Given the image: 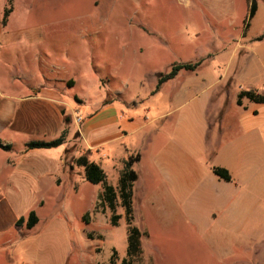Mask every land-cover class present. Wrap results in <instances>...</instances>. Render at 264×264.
Instances as JSON below:
<instances>
[{
	"label": "rangeland",
	"instance_id": "obj_1",
	"mask_svg": "<svg viewBox=\"0 0 264 264\" xmlns=\"http://www.w3.org/2000/svg\"><path fill=\"white\" fill-rule=\"evenodd\" d=\"M255 1L251 39L264 35V0ZM0 7L2 17L10 10L0 40V78L23 75L36 82L43 74L63 80L54 86H62L58 93L69 116H63L65 137H72L67 153L77 150L74 118L83 121L95 105L112 104L124 121L144 125L120 142L127 152L119 143L100 148L102 165L111 171L106 183L115 189L123 161L139 156L132 226L145 235L132 264H264V201L256 198L222 220L192 204L161 201L151 161L156 153L150 157L184 111H173L170 89L153 93L158 76L172 65L203 60L200 77L226 70L235 72L233 83L243 90L259 89L254 74L264 75V39L242 37L249 0H0ZM58 135L31 137L50 141ZM148 136L155 137L151 147ZM19 141L12 142L16 151ZM12 156L0 152V264H110L113 252L114 264H130L123 209L116 207L120 218L112 226L109 209L94 208L101 185L71 180L64 166L41 172L38 183L27 181L3 169V159ZM70 157L65 155L67 165ZM30 212L39 220L33 229L25 226Z\"/></svg>",
	"mask_w": 264,
	"mask_h": 264
},
{
	"label": "crops",
	"instance_id": "obj_2",
	"mask_svg": "<svg viewBox=\"0 0 264 264\" xmlns=\"http://www.w3.org/2000/svg\"><path fill=\"white\" fill-rule=\"evenodd\" d=\"M257 12L258 6L254 17ZM1 20L0 7V40L5 32ZM249 30L250 25L242 37L252 41L257 37L249 38ZM197 70L180 71L156 92L160 94L166 88L170 89L173 111L181 108L184 111L174 118L172 130L165 134L163 146L157 151L153 150L150 157L156 153L151 161L157 170L159 200L192 204L196 209L208 212L209 219L222 220L246 203L256 202V198L264 201V104L243 99L242 105H237V95L243 88L233 83L235 72L229 74L225 70L222 75L210 72L208 78H202ZM41 78L42 81L36 82L23 75L19 78L9 74L0 78V152L14 153V156L3 159V169H14L15 176L38 183L41 172L64 166L69 170L71 180L77 177L85 181L83 168L73 164L75 159L84 156L99 165L106 181V171L110 170L102 165L100 148L120 144L132 132L143 129L144 125H134L132 119L124 121L112 104L97 110L95 105L74 128L77 132V150L73 153H67L72 137H65L64 143L56 148L27 149L29 142H48L34 140L31 137L33 134L48 135L58 131L59 137L65 133L63 116L69 117L63 94L58 93L62 86H54L55 81L62 83L63 80L47 79L43 74ZM254 81L260 87L251 91L264 94V75L254 74ZM67 85L72 87L71 84ZM71 112L74 114V110ZM167 115L154 118L150 123L166 119L169 117ZM88 136H94L91 143H88ZM15 140H20L17 151L12 143ZM147 142L151 147L155 137L148 136ZM120 146L125 149L123 144ZM66 154L71 155L68 165L65 162ZM130 156L123 161L120 175L124 162ZM91 157L93 161L89 160ZM212 168L226 170L231 181L226 182L215 176ZM112 170H115V166ZM60 183L56 179V184ZM102 191L101 185L94 208L99 207ZM86 215L88 213L81 219L83 223H88L84 220ZM56 225L59 226L58 223Z\"/></svg>",
	"mask_w": 264,
	"mask_h": 264
},
{
	"label": "trees",
	"instance_id": "obj_3",
	"mask_svg": "<svg viewBox=\"0 0 264 264\" xmlns=\"http://www.w3.org/2000/svg\"><path fill=\"white\" fill-rule=\"evenodd\" d=\"M250 8H249V16L248 20H246L244 24V33L249 27V21L253 19L256 11H257V3L255 0H249ZM10 13V10H4L3 17L1 20L2 27L5 26L6 17ZM264 39V35L257 37L255 42H261ZM203 60H198L194 63H181L174 64L170 67L169 71L164 74H160L157 78V82L154 88V92L156 93L160 86L167 81L173 79L180 71L186 72H195ZM246 99L251 103L255 104H264V94L258 91H246L242 90L237 95V105H242V100ZM65 141V133H63L58 138L44 142V141H36L29 142L26 145L27 149H52L62 145ZM139 161V156H130L124 162L123 171L118 179V184L116 189L112 186L108 185L105 181V174L103 170L94 162H90L86 159V157L81 156L73 161L78 167H82L84 170V178L85 181L91 185H102L103 191L99 197V206L107 207L111 212L110 224L112 226H116L117 219L120 216L115 215V209L117 206L121 207L124 211L125 223L127 226V249H126V260L128 263L132 264L136 261L140 254V238L144 236L145 233L140 232L136 227L132 226L133 214H132V190L134 183L138 179V175L133 170V166L135 163ZM212 172L218 178L230 182L231 177L228 172L224 169L220 168H212ZM23 219L21 218L17 222V226H21L23 224ZM38 222V219L34 212H30L26 221V228H33ZM115 260V252L112 253L110 264H114ZM125 264V261L122 262Z\"/></svg>",
	"mask_w": 264,
	"mask_h": 264
},
{
	"label": "built area",
	"instance_id": "obj_4",
	"mask_svg": "<svg viewBox=\"0 0 264 264\" xmlns=\"http://www.w3.org/2000/svg\"><path fill=\"white\" fill-rule=\"evenodd\" d=\"M74 122L76 125H79L82 122V117L76 115V117L74 118Z\"/></svg>",
	"mask_w": 264,
	"mask_h": 264
}]
</instances>
